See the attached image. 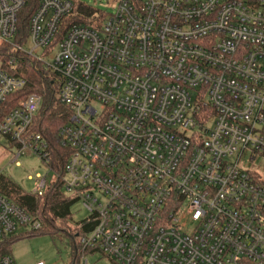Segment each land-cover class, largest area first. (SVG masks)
I'll list each match as a JSON object with an SVG mask.
<instances>
[{
	"label": "built area",
	"instance_id": "built-area-1",
	"mask_svg": "<svg viewBox=\"0 0 264 264\" xmlns=\"http://www.w3.org/2000/svg\"><path fill=\"white\" fill-rule=\"evenodd\" d=\"M27 3L0 0V110L28 86L11 73L22 56L49 72L69 112L62 170L33 132L40 94L6 113L0 141L57 175L38 176L33 195L61 182L89 211L81 264L89 251L117 264H264V0H120L94 26L70 22L73 0H39L21 31ZM41 228L0 191V264H16L3 251L19 230Z\"/></svg>",
	"mask_w": 264,
	"mask_h": 264
},
{
	"label": "trees",
	"instance_id": "trees-1",
	"mask_svg": "<svg viewBox=\"0 0 264 264\" xmlns=\"http://www.w3.org/2000/svg\"><path fill=\"white\" fill-rule=\"evenodd\" d=\"M38 2L39 0H28V3L21 15V31H25V29H27L28 21L35 12ZM96 15L99 16V20L106 18V14L100 10L81 2H75V12L71 17L70 22L94 26L95 23L92 20L94 18L97 19ZM7 51V47L0 48L1 58L5 60L9 58ZM19 69L20 70L17 73L12 71L11 73L16 76L26 78L28 80V86L23 92L11 97L5 106L0 110V121L7 112H9L12 108H15L19 102L24 100L28 95L32 93L42 95L44 98V106L35 121L33 132L43 135V137H45L53 145V165L55 169L60 172L63 164L58 162L59 160L57 157L60 156L59 131L69 118L68 109L57 100L52 85V77L50 73L47 72L41 65L37 64L29 57L22 56ZM62 188L61 182H58L53 190L44 196H36L24 192L18 185L10 180H7L3 176L0 181V191L10 200L26 208L42 223V228L39 231L26 233V236H33L42 233L57 235L60 232L70 234V231H67L68 228L66 223L71 219V207L76 200H68L65 196H63ZM59 221H61L62 225H66L67 230L62 229V225H57ZM95 225V221L88 222V220H86L81 222L76 229L79 231L78 236L75 237L74 235H71L74 246L73 264H77L79 259V255L76 257V248L78 247L77 238L90 233L94 229ZM19 238L20 237L17 236L12 237L7 242V247L3 252L11 253L9 250L10 245H12L14 241Z\"/></svg>",
	"mask_w": 264,
	"mask_h": 264
},
{
	"label": "rangeland",
	"instance_id": "rangeland-1",
	"mask_svg": "<svg viewBox=\"0 0 264 264\" xmlns=\"http://www.w3.org/2000/svg\"><path fill=\"white\" fill-rule=\"evenodd\" d=\"M94 7L106 15L112 14L120 0H73ZM41 52H39V55ZM18 151L10 145L4 138L0 141V172L7 180L14 182L24 192L32 194L35 190L37 177H46L48 182L56 181L57 175L48 170L44 162L37 156L23 154L16 161ZM62 194L68 200H74L62 188ZM89 211L84 209L83 204L75 201L71 207V219L62 225L61 221L57 225L66 229L70 234L60 232L57 235L51 233H42L33 236H26L29 230L21 229L16 233L19 239L10 245L9 253L16 264H73L74 246L71 235L78 236L77 227L88 220ZM188 228L191 230L193 225L187 221ZM82 253L79 254L77 264H81ZM85 259L88 264H117L109 257L100 252L89 251Z\"/></svg>",
	"mask_w": 264,
	"mask_h": 264
}]
</instances>
